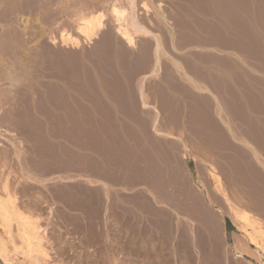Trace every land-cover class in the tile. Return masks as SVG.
<instances>
[{"label":"crops","instance_id":"obj_1","mask_svg":"<svg viewBox=\"0 0 264 264\" xmlns=\"http://www.w3.org/2000/svg\"><path fill=\"white\" fill-rule=\"evenodd\" d=\"M148 3L155 16L138 30L128 23L134 44L112 21L91 45L44 43L32 53L38 68L29 120L44 142L36 182L78 240L110 231L116 208L137 226L126 230L157 231V223L179 229L180 184L193 198L202 196L179 142L187 133L188 96L210 102L204 118L232 143L244 135L236 127L242 118L264 121L249 98L264 104V0ZM70 35L78 39V31ZM222 95L239 114L223 108ZM163 101L182 105L180 127L164 125ZM200 166L196 176L205 183Z\"/></svg>","mask_w":264,"mask_h":264},{"label":"rangeland","instance_id":"obj_2","mask_svg":"<svg viewBox=\"0 0 264 264\" xmlns=\"http://www.w3.org/2000/svg\"><path fill=\"white\" fill-rule=\"evenodd\" d=\"M33 1L38 2L30 3L34 13L46 17L51 15L33 22L35 36H29V39L28 36L25 39L16 37L13 42L7 40L13 43L10 44L14 46L9 44V48L14 50L6 47V36L0 37V197L13 200L18 208L29 214L38 227L43 251L26 257L21 253V242L15 228H12V237L0 233L9 264H261L262 255L232 224L226 198L214 187L208 170L212 166L218 171L227 197L237 206L253 212L264 230V121L261 124L242 118L241 127H236L242 129L244 135L232 137L236 141L232 143L229 136L220 134L216 125L204 118L212 106L199 97H187L188 119L184 126L187 133L179 137V142L191 185L202 196L201 199L193 198L186 192L188 187L180 184L179 212L176 215L178 230H168L165 223H157V231L126 230L137 226L130 224L128 214L124 216L119 208L115 209L117 216L110 231L88 233L85 239L78 240L75 237L77 233L64 230L66 216L58 211L53 200L49 201L44 186L36 182L37 174L43 170L38 158L42 156L44 142L37 134L40 130L29 120V86L35 82L31 76L38 68L32 53L44 43H70L61 41V33L73 38L70 33L77 31L80 14L101 11L104 13L103 26L98 33L90 40L80 39L78 43V47L91 45L100 39L109 22L115 21L110 12L111 4L127 8L131 0ZM133 2L138 22L150 21L152 7L148 0ZM158 6H162L161 2ZM152 14L155 16L154 12ZM18 23L20 25V21ZM110 43L111 40L106 39L104 46ZM145 49L148 51V46ZM164 57L165 60L170 59L166 54ZM164 64L167 66V61ZM104 66H107V61ZM216 87L220 90L219 84ZM249 98L256 111L264 114V104L251 96ZM222 106L228 112L240 113L224 95ZM162 111L166 116L164 125L180 127V120L176 117L180 115L182 105L163 101ZM185 144L194 155L186 150ZM196 164L201 165L200 172L207 179L205 183L199 182L196 176ZM186 217H190L193 223ZM215 220L220 225L218 231L213 224ZM234 246L240 249V255L234 251ZM0 264L6 263L0 260Z\"/></svg>","mask_w":264,"mask_h":264},{"label":"bare ground","instance_id":"obj_3","mask_svg":"<svg viewBox=\"0 0 264 264\" xmlns=\"http://www.w3.org/2000/svg\"><path fill=\"white\" fill-rule=\"evenodd\" d=\"M31 2H33L32 4L38 3L33 0L31 1L30 0H0V37L6 36L7 38L6 41L10 40L13 42V39L16 37L23 36V39H25L24 37L28 36L29 39V36L32 37L35 36V32L33 30V27L35 26H33L34 24L33 22L34 21L38 22V20H41V17L47 18L49 16L48 15L47 17L43 16L41 15V13H39L40 14L39 15L38 12H36L37 14L34 13L31 9V5H30ZM72 2L76 3L78 2V0H72ZM133 4L134 2L133 0H131L129 7L127 8L118 6L116 4H111L110 7V12L117 23L116 26L117 32L122 37H124L129 44H134V39L130 35V32L127 31L128 23H130V25L135 29L141 28L139 27L140 26L139 22L136 19V14L134 13L135 10ZM103 17H104V13L101 11L93 12L87 15L80 14L78 16V24H77L78 39L71 38L69 34L61 33L60 35L61 41L70 42L71 44L78 45L80 39L90 40L93 36H95L98 33L100 28L103 26ZM19 21L21 26L18 23ZM16 24L17 26L19 25L20 28H18L19 26L17 27ZM32 32L34 33L33 35ZM12 42H8L7 44L8 46L6 47L9 48V44L10 43L13 44ZM11 46L13 47L14 45ZM208 171H209V178L213 183L214 187L218 191H220L223 194V196L226 198L229 212L232 216V219L236 227L240 231L242 237L245 239V241L255 246L258 253L262 255L261 264H264V232H263L264 230H262L263 228H261V223L259 221L260 219H258L253 214V212H250L244 207L242 208L237 206V204L232 202L227 197L221 175L214 167L210 166ZM213 224L215 225V228L218 231L220 229V225L218 221L215 220ZM12 228H15L17 237L21 242L20 245V248L22 250L21 253L24 254L26 257H30L32 253L43 251L39 244L40 235L38 232V227L34 223V221L31 220L29 214L25 213L23 210L18 208L13 200H4L1 199L0 197V233H5L8 234L7 237H12L11 236ZM233 249H235L234 251H236V253L240 255L241 253L240 249H238L235 246ZM0 260L4 261L6 264H9L7 249L4 241L1 239H0Z\"/></svg>","mask_w":264,"mask_h":264},{"label":"trees","instance_id":"obj_4","mask_svg":"<svg viewBox=\"0 0 264 264\" xmlns=\"http://www.w3.org/2000/svg\"><path fill=\"white\" fill-rule=\"evenodd\" d=\"M226 225L229 226L230 225V222L228 219H226Z\"/></svg>","mask_w":264,"mask_h":264}]
</instances>
